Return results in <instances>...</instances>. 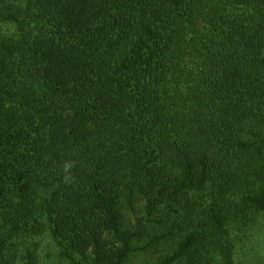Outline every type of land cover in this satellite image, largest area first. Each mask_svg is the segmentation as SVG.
Masks as SVG:
<instances>
[{
    "label": "trees",
    "instance_id": "16d2710c",
    "mask_svg": "<svg viewBox=\"0 0 264 264\" xmlns=\"http://www.w3.org/2000/svg\"><path fill=\"white\" fill-rule=\"evenodd\" d=\"M261 218L264 0H0V264H236Z\"/></svg>",
    "mask_w": 264,
    "mask_h": 264
},
{
    "label": "rangeland",
    "instance_id": "374dc122",
    "mask_svg": "<svg viewBox=\"0 0 264 264\" xmlns=\"http://www.w3.org/2000/svg\"><path fill=\"white\" fill-rule=\"evenodd\" d=\"M243 238L244 242L240 243L236 253V264H264V220L260 219L252 236ZM158 257L156 253L141 256L135 264H156Z\"/></svg>",
    "mask_w": 264,
    "mask_h": 264
},
{
    "label": "clouds",
    "instance_id": "9594fccd",
    "mask_svg": "<svg viewBox=\"0 0 264 264\" xmlns=\"http://www.w3.org/2000/svg\"><path fill=\"white\" fill-rule=\"evenodd\" d=\"M61 167L63 172L62 180L65 184H70L73 180L71 169L74 167V162L71 160H66Z\"/></svg>",
    "mask_w": 264,
    "mask_h": 264
}]
</instances>
